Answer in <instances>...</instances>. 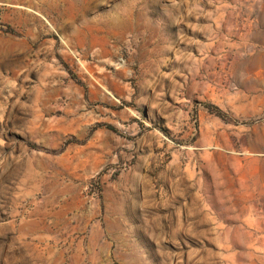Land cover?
Returning <instances> with one entry per match:
<instances>
[{
	"label": "rangeland",
	"instance_id": "1",
	"mask_svg": "<svg viewBox=\"0 0 264 264\" xmlns=\"http://www.w3.org/2000/svg\"><path fill=\"white\" fill-rule=\"evenodd\" d=\"M0 264H264V0H0Z\"/></svg>",
	"mask_w": 264,
	"mask_h": 264
},
{
	"label": "trees",
	"instance_id": "2",
	"mask_svg": "<svg viewBox=\"0 0 264 264\" xmlns=\"http://www.w3.org/2000/svg\"><path fill=\"white\" fill-rule=\"evenodd\" d=\"M108 128L111 129V130H115V129H114L113 127H111V126H108Z\"/></svg>",
	"mask_w": 264,
	"mask_h": 264
}]
</instances>
